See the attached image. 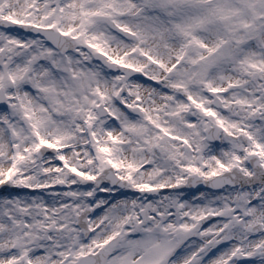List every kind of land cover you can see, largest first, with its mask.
Instances as JSON below:
<instances>
[{"label": "snow or ice", "instance_id": "obj_1", "mask_svg": "<svg viewBox=\"0 0 264 264\" xmlns=\"http://www.w3.org/2000/svg\"><path fill=\"white\" fill-rule=\"evenodd\" d=\"M0 264H264V0H0Z\"/></svg>", "mask_w": 264, "mask_h": 264}]
</instances>
